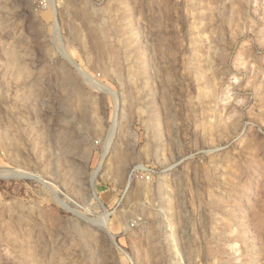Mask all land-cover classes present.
<instances>
[{
	"label": "rangeland",
	"instance_id": "obj_1",
	"mask_svg": "<svg viewBox=\"0 0 264 264\" xmlns=\"http://www.w3.org/2000/svg\"><path fill=\"white\" fill-rule=\"evenodd\" d=\"M1 171L0 264H264V0H0Z\"/></svg>",
	"mask_w": 264,
	"mask_h": 264
},
{
	"label": "bare ground",
	"instance_id": "obj_2",
	"mask_svg": "<svg viewBox=\"0 0 264 264\" xmlns=\"http://www.w3.org/2000/svg\"><path fill=\"white\" fill-rule=\"evenodd\" d=\"M116 121H117V119H116V115L114 116V119H113V124H112V127H111V129H110V135H109V139H108V141L107 142H105V145H104V147H103V154H102V157H101V159H100V162H99V164H98V166H97V168H96V170L93 172V174H92V178H91V186H93V183H94V181H95V178H96V174L98 173V171H99V169L101 168V165H102V162L104 161V159H105V157L108 155V153H109V150H110V147H111V138H112V135H113V133H114V128H115V124H116ZM4 170V169H3ZM2 170V171H3ZM6 170V169H5ZM0 172V175H3V172ZM6 172V171H5ZM8 173V177L9 176H15V177H29L30 175H29V172H26V171H20V170H9V171H7ZM4 174H6V173H4ZM6 174V175H7ZM5 175V176H6ZM33 177V176H32ZM36 178H38L39 180H41V181H44L45 179H43V177L41 178V177H36ZM45 182V181H44ZM48 185H49V183H47ZM95 198L97 199V201H99V199L97 198V196L95 195ZM64 201V200H63ZM60 202H62V200L60 201ZM101 202L99 201V204H100ZM62 204H64V206H66L65 205V202H63ZM67 204V203H66ZM69 204V203H68ZM68 206V205H67ZM70 206V208H71V210L73 211V212H76V210L74 209V205H69ZM100 227H102V228H104V229H106L107 227H106V223L105 222H103V224H101V226ZM128 257V262H129V264H134L135 262H133L134 260H132V258L130 257L129 258V256H127Z\"/></svg>",
	"mask_w": 264,
	"mask_h": 264
}]
</instances>
